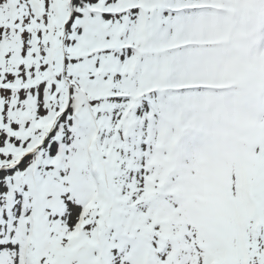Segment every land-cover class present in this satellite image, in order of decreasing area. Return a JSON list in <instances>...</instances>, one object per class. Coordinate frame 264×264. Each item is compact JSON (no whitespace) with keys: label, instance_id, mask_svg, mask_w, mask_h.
<instances>
[{"label":"rangeland","instance_id":"rangeland-1","mask_svg":"<svg viewBox=\"0 0 264 264\" xmlns=\"http://www.w3.org/2000/svg\"><path fill=\"white\" fill-rule=\"evenodd\" d=\"M207 1L0 0V166L76 84L0 175V264H264V0Z\"/></svg>","mask_w":264,"mask_h":264},{"label":"bare ground","instance_id":"bare-ground-1","mask_svg":"<svg viewBox=\"0 0 264 264\" xmlns=\"http://www.w3.org/2000/svg\"><path fill=\"white\" fill-rule=\"evenodd\" d=\"M196 158H198V157H195L193 160H192V162H191V166L192 167H196L198 164L195 162V159ZM200 159V158H199ZM73 211H74V205H73V203L72 202H70V205L67 207V217L65 218L66 219V225L68 224V222H69V219H71L72 218V213H73Z\"/></svg>","mask_w":264,"mask_h":264}]
</instances>
